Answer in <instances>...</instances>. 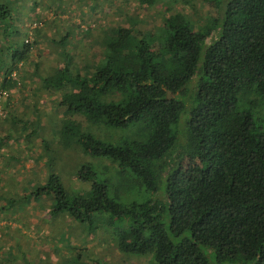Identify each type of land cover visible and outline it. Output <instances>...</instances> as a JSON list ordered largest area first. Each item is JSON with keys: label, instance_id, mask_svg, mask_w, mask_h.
I'll return each mask as SVG.
<instances>
[{"label": "trees", "instance_id": "16d2710c", "mask_svg": "<svg viewBox=\"0 0 264 264\" xmlns=\"http://www.w3.org/2000/svg\"><path fill=\"white\" fill-rule=\"evenodd\" d=\"M171 1L136 0L164 8L160 26L107 30L93 71L75 66L66 32L53 39L63 45L53 70L37 73L32 61V78L60 93L67 123L58 143L86 159L76 173L87 186L67 187L49 155L46 178L22 199L48 195L51 212L104 225L120 254L154 264H264V0H208L201 21ZM12 12L0 0V89L9 97L25 82L34 43L20 39L27 30L12 25ZM88 123L139 137L105 141L81 129ZM10 133L0 131L4 167L18 159L3 149Z\"/></svg>", "mask_w": 264, "mask_h": 264}, {"label": "rangeland", "instance_id": "374dc122", "mask_svg": "<svg viewBox=\"0 0 264 264\" xmlns=\"http://www.w3.org/2000/svg\"><path fill=\"white\" fill-rule=\"evenodd\" d=\"M170 5L199 21V17L212 7L208 0L182 3L172 0ZM10 6L13 7L12 25L27 30L25 36L19 34L20 39L34 43L29 61L22 70L23 75L26 74L24 84L12 89L10 97L8 95L0 106V131H11L8 145L3 149L18 158L7 167L2 163L8 162L9 156L0 159V264H77V259L81 262L95 260L96 264H154L151 255L120 254L105 234L104 225L95 230L66 212H51L53 204L48 195L37 199H22V195L31 189L35 180L46 178L49 155V162L57 166L67 187L87 186L76 173L79 161L85 163L86 159L82 160L72 146L61 142L63 138L58 143L67 123L64 112L57 108L60 93L44 89L38 79L32 78L35 67L32 61H37V73L53 70L62 60L60 52L64 45L81 72L93 71L99 58L100 41L107 30L117 26L131 28L137 24L155 29L160 26L164 8L160 4L146 8L136 0H10ZM65 32L70 40L58 46L53 39ZM6 106L12 110L16 121L19 118L24 122L15 124L10 117L7 119ZM31 128H36L37 134L25 140ZM81 129L96 133L105 141L111 134L116 137L112 138L114 140L139 137L136 128L112 133L104 126L88 123ZM184 166L192 172L195 163L185 161ZM8 198H15L17 202L14 200L10 206Z\"/></svg>", "mask_w": 264, "mask_h": 264}, {"label": "built area", "instance_id": "2783aa9c", "mask_svg": "<svg viewBox=\"0 0 264 264\" xmlns=\"http://www.w3.org/2000/svg\"><path fill=\"white\" fill-rule=\"evenodd\" d=\"M8 97V92L0 89V106L1 102Z\"/></svg>", "mask_w": 264, "mask_h": 264}]
</instances>
